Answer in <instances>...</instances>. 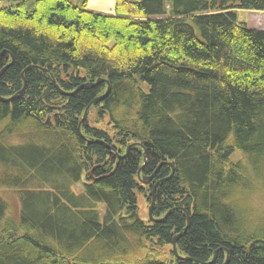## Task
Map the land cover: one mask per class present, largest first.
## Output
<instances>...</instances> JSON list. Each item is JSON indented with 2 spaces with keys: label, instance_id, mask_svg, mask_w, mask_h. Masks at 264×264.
I'll use <instances>...</instances> for the list:
<instances>
[{
  "label": "trees",
  "instance_id": "obj_1",
  "mask_svg": "<svg viewBox=\"0 0 264 264\" xmlns=\"http://www.w3.org/2000/svg\"><path fill=\"white\" fill-rule=\"evenodd\" d=\"M10 1L0 98L22 73L25 90L0 102V188L17 197L8 216L0 196V264H264V32L234 12L264 0ZM98 79L70 97L51 82ZM164 179L152 217H167L142 221L137 197Z\"/></svg>",
  "mask_w": 264,
  "mask_h": 264
},
{
  "label": "rangeland",
  "instance_id": "obj_2",
  "mask_svg": "<svg viewBox=\"0 0 264 264\" xmlns=\"http://www.w3.org/2000/svg\"><path fill=\"white\" fill-rule=\"evenodd\" d=\"M72 2H76V0H72ZM14 4L15 3L10 0H2L0 1V9L13 7ZM114 4H115V1H114ZM111 6H112V0H88V4H87L88 10L95 12V13H101V14H107V15L113 14V12H111L110 14L107 13V11H111ZM234 12H235L237 21L239 23L245 24L247 29H253V30L264 32V12H252V11H244V10H235ZM94 118L95 117L93 113L89 115L88 122L90 123V125H93ZM104 124L105 122H103L101 125H98L97 128L103 127ZM238 159L239 157L236 154H233V156L231 157L232 161H236ZM11 173L13 174V172ZM2 176H3V172L0 169V180L2 179ZM140 185L144 187V185L142 184ZM75 189L77 192H81L80 186H76ZM18 192H20L18 196L21 197L23 191L18 190ZM0 196L2 197L1 199H3L8 206V216H14L15 215L14 213H16L15 212V208H16L15 200L17 198L16 194L12 191V189L6 190L3 188H0ZM137 200H138L137 205H138L140 219L142 221H147L148 219L147 209L150 203H148L146 199L142 198L141 196H138ZM17 204H19L18 199H17ZM262 204L264 205V201L262 202ZM260 214H261V217H263L264 211H260Z\"/></svg>",
  "mask_w": 264,
  "mask_h": 264
},
{
  "label": "water",
  "instance_id": "obj_3",
  "mask_svg": "<svg viewBox=\"0 0 264 264\" xmlns=\"http://www.w3.org/2000/svg\"><path fill=\"white\" fill-rule=\"evenodd\" d=\"M11 63H12V58H11V62H10V64H11ZM34 68H35V69H38V70H40V71H42V72H44V73H47L46 70H44V69H42V68H39V67H29L28 69H34ZM5 69H6V68H3V69L1 70L0 75L5 71ZM28 69H26V70H28ZM20 78H21V80H22V82H23V88L21 89V91L18 92L17 94H15L14 96L10 97L8 100H4V99L0 98V102H1V103H8V102H10V101H13L14 99H16L17 97H19V96H21V95L23 94V92H24V90H25V80H24V77H23V73L21 74ZM51 82H52L53 87L55 88V90H56L57 92H59V94H61V95L64 96V97H70V96L75 95V94H76L78 91H80L81 89H91V88H94V87L98 86L99 84L104 83L105 80L98 79V80H96V82H94V83H86V84H82V85H80L79 87H77V88H76L73 92H71V93H64L63 91H61V90L59 89V87L56 85V83H55L54 80H51ZM108 92H109V86H108V84H107V89H106V92L104 93V95H102L100 98L94 100L92 103H99L100 101H102V99L108 94ZM86 114H87V109H86L85 112H84V115H83V118H82L83 120L86 118ZM78 131H79V128H78ZM129 148H130V147H129ZM129 148H128V149H129ZM128 149L125 151V154H124L123 156H119V155H115V154H114V156L117 158V160L124 159V158L127 157ZM109 150L112 151L111 148H110ZM145 158H146V156H145V153H144V151H143V159H145ZM163 165H164V164H159V166L155 169V171H154L151 175H149V176H145V177H142V179H140V175H139V174H140V172H141V170H142V168H143V166H144V165H142V166L138 169V172H137V176H138V178H139V182H140L142 185H144V186L149 185V183L155 178V176H156V174H157L159 168H160L161 166H163ZM169 166L171 167V165H169ZM172 174H173V173H172ZM172 174L170 175V177L172 176ZM170 177H169V178H170ZM165 180H167V179L157 181V182L153 185L152 190H151V201H150L149 207H148V209H147V217H148V220H149L150 222H152V223H161V222H163L164 219L167 217V215H166V216H164L162 219H158V220H157V219H154V218L152 217V211H153V206H154V191H155V188L157 187L158 184L162 183V182L165 181ZM186 225H187V226H186V228H187L188 225H189V217H188V216H186ZM179 236H180V235H179ZM179 236L174 237L173 240H172V252H173L174 256H176L175 244H176V241H177V239L179 238ZM216 254H217V252H214V254H213V258H212V262H211V263H213V261L215 260ZM228 261H229V254H228V252H226V259H225L224 264H228ZM211 263H210V264H211Z\"/></svg>",
  "mask_w": 264,
  "mask_h": 264
},
{
  "label": "crops",
  "instance_id": "obj_4",
  "mask_svg": "<svg viewBox=\"0 0 264 264\" xmlns=\"http://www.w3.org/2000/svg\"><path fill=\"white\" fill-rule=\"evenodd\" d=\"M113 7H114V0H112V6H111V11H107V13H111V12H113Z\"/></svg>",
  "mask_w": 264,
  "mask_h": 264
},
{
  "label": "flooded vegetation",
  "instance_id": "obj_5",
  "mask_svg": "<svg viewBox=\"0 0 264 264\" xmlns=\"http://www.w3.org/2000/svg\"><path fill=\"white\" fill-rule=\"evenodd\" d=\"M140 175L143 176V177H145V176H144L143 174H141V173H140ZM147 176H148V175H147ZM151 183H152V181H151L149 184H151ZM148 186H149V185H148Z\"/></svg>",
  "mask_w": 264,
  "mask_h": 264
}]
</instances>
